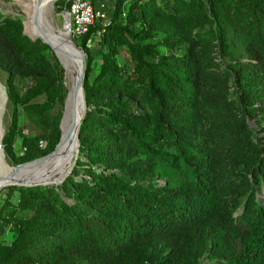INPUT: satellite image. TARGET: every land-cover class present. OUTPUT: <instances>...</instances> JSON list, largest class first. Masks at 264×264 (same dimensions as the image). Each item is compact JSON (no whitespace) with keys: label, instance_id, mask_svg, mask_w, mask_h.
Listing matches in <instances>:
<instances>
[{"label":"trees","instance_id":"1","mask_svg":"<svg viewBox=\"0 0 264 264\" xmlns=\"http://www.w3.org/2000/svg\"><path fill=\"white\" fill-rule=\"evenodd\" d=\"M100 3L107 21L73 36L78 156L58 184L0 188V264H264V0ZM156 20L182 53H159ZM53 52L0 18L11 163L59 139L68 88Z\"/></svg>","mask_w":264,"mask_h":264},{"label":"bare ground","instance_id":"2","mask_svg":"<svg viewBox=\"0 0 264 264\" xmlns=\"http://www.w3.org/2000/svg\"><path fill=\"white\" fill-rule=\"evenodd\" d=\"M26 6V28L31 36H40L50 44L61 65L64 68V83L68 88L66 95V107L61 120L62 136L71 137L69 143H64L45 158L24 165L19 169L21 178L37 176H48L42 173L49 166L56 164V171L66 174L73 163L78 148L76 131L81 121L71 130V119L74 110L80 113V118L86 110L84 91L81 87V79L84 74L82 52L73 40L68 36L65 29H60L51 20V7L55 0H20ZM58 1V0H57ZM55 11V10H54ZM0 143L3 136L2 116L4 113L6 94L4 87L0 84ZM5 114V113H4ZM83 118V117H82ZM82 120V119H81ZM4 137V136H3ZM4 139V138H3ZM7 168L3 159V152L0 147V170ZM52 168V167H51ZM54 170V169H53ZM52 171V170H51ZM55 171V172H56ZM56 174V173H55ZM55 176L57 177L60 176ZM5 187V186H4Z\"/></svg>","mask_w":264,"mask_h":264},{"label":"rangeland","instance_id":"3","mask_svg":"<svg viewBox=\"0 0 264 264\" xmlns=\"http://www.w3.org/2000/svg\"><path fill=\"white\" fill-rule=\"evenodd\" d=\"M67 1H69V0H58V1L55 0V3L51 7V20H52V22L57 27H59L60 29H65V30H67L66 29V24H65L66 23L65 22V11L67 9V7H66ZM96 1H97L96 2L97 4L96 3H94V4L98 5L100 0H96ZM103 1L106 3V0H103ZM25 11H26V6L20 0H0V18L2 16H4V15H12V16L21 17V20H22V23H23V32L27 36L30 37L29 33L27 32V28H26V14H25ZM107 19H108V16H106L103 19V22L107 21ZM156 23H157V26L152 29L151 34L148 37V39L156 44V49L159 51V53L161 55H168V54H172V53H176V54L182 53V51L184 49V44L180 43L179 47L175 46L174 48H169L170 44L175 41V38L170 37L167 34L166 29H165L166 27L164 26V25H166L165 23H163V25H160L159 24V20H156ZM68 36L72 40L74 39L72 35L68 34ZM97 39H98V36L97 35H93L90 39H88L87 43L92 46V44ZM74 43H75V41H74ZM77 46L81 47L80 45H77ZM49 47H50V50L53 52L54 50H52L50 45H49ZM82 50H83V48H82ZM53 54L56 56V54L54 52H53ZM84 56L85 55L83 53V57ZM56 58H57V56H56ZM57 60L59 62L58 58H57ZM118 61L125 69L130 67V54H129L128 49L126 47H123L121 49L120 53L118 54ZM63 73H64V70H63ZM63 79H64V74H63ZM4 80H5V73L0 68V84L4 87V90H5V86H4L5 82H4ZM63 81H65V79ZM5 94H6V90H5ZM0 95H1V93H0ZM6 103H7V97H6ZM6 103H5V108H4V113L5 114L3 113V116H2L3 131H4L5 125H6L7 121H8V118H9L8 110L6 108ZM129 103H130L131 110H139V107H138V105L136 104L135 101H131ZM58 107H59V105H58ZM62 111H63V105H62V109H61V115H62ZM251 122L253 123L254 121L251 120ZM19 123H20V125L22 127H25L27 125V118H26V116L24 114L20 115ZM15 148H16V150H19V145L17 144L15 146ZM76 154H77V150H76ZM3 159H4L5 163H6L7 159L4 157V155H3ZM7 162H9V161H7ZM17 163H19V162H17ZM9 164L13 165V164H16V163L9 162ZM56 170L57 169H56V164H55L54 166L47 167L45 170H43L42 173L49 174V177H55V176L60 174V172H57ZM4 194H5V190L0 189V199L3 198ZM204 261H206V260H204Z\"/></svg>","mask_w":264,"mask_h":264},{"label":"water","instance_id":"4","mask_svg":"<svg viewBox=\"0 0 264 264\" xmlns=\"http://www.w3.org/2000/svg\"><path fill=\"white\" fill-rule=\"evenodd\" d=\"M30 35V34H29ZM30 37L32 39H35V38H40L42 41L46 42V40H44L42 37L40 36H31ZM74 42V41H73ZM49 44V43H47ZM50 45V44H49ZM76 45V44H75ZM77 46V45H76ZM78 48H80L81 52H82V59H83V67H85V60H84V57H83V50L81 47L78 46ZM84 76V74H83ZM83 76H82V79H81V87L83 89ZM65 107H66V93H65V96H64V100H63V111H62V115H61V118H60V122H59V127L61 129V120H62V117L64 115V111H65ZM83 117V114L80 118V113H78L76 110H74L73 114H72V119H71V130H73L76 126V124L78 123V121L82 119ZM78 129H79V126H78ZM78 129L76 131V135H77V140H78ZM71 141V137L70 136H67V137H63L62 136V129H61V132H60V136H59V139L57 141V143L55 144L54 148L49 151L48 153L44 154V155H41V156H38V157H35L33 159H30V160H26V161H23V162H19V163H16V164H9V162L6 161L7 163V168L6 169H2L0 170V187L2 186H5V185H10V184H16V185H34V184H45V183H55V184H58L60 182H62V180L66 177V175H68L75 163V159L76 157L78 156V149L77 148V154L73 160V163L70 167V170L66 173V174H60L59 177H48V176H35V177H31V178H21L20 175L18 174L19 173V169L21 167H23L24 165H28L30 163H33L35 161H38V160H41L43 158H45L46 156H48L49 154H51L53 151H55L56 149H58V147H61L64 143H69ZM0 147L2 149V152H3V148H2V145L0 143ZM3 155H4V152H3ZM5 157V156H4Z\"/></svg>","mask_w":264,"mask_h":264},{"label":"built area","instance_id":"5","mask_svg":"<svg viewBox=\"0 0 264 264\" xmlns=\"http://www.w3.org/2000/svg\"><path fill=\"white\" fill-rule=\"evenodd\" d=\"M103 3L98 6L92 0H71L65 11V24L68 34L77 36L86 32L89 25L98 18H105Z\"/></svg>","mask_w":264,"mask_h":264}]
</instances>
